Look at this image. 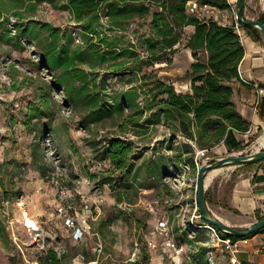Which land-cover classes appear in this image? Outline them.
Instances as JSON below:
<instances>
[{"label": "rangeland", "instance_id": "374dc122", "mask_svg": "<svg viewBox=\"0 0 264 264\" xmlns=\"http://www.w3.org/2000/svg\"><path fill=\"white\" fill-rule=\"evenodd\" d=\"M66 1L57 0L56 4L0 0V264H42L40 256L51 248L58 250L59 256L67 253L69 264L91 261L135 264L144 259L146 250V264H239L233 261L235 255L244 264L240 252L235 253L227 242L229 238L203 220L198 208L199 168L226 154L217 146L209 153L191 141L196 149L191 155L195 165L183 162L175 166L172 162L175 151L167 145L173 136L169 123L161 119L157 110L135 114L142 106L151 105L148 83L157 74L156 66L144 63L137 71L136 63H131L127 66L129 70L122 71L108 64H97L91 69L88 64L91 58L87 57L86 64L81 66L91 73L89 92L93 97L99 95L110 109L103 120L96 121L90 116L89 93L85 91L78 98V105L72 104L67 89L57 81L58 72L41 64V49L33 38L25 34L24 43L19 44L16 36L20 29L35 21L49 23L72 35V50L85 45V31L74 19L72 10L65 7ZM232 16L236 17L234 13ZM152 19L150 16L132 20L119 33L124 36V44L134 45V50L143 57L148 56L144 40L153 36ZM38 31L46 40L49 31L41 28ZM165 68L161 75L174 79L177 89L183 92L186 74L171 76V68ZM96 82L99 86H95ZM134 87L138 93L136 100L121 114L114 105ZM131 118L138 123L128 122L124 131L121 123ZM116 136L134 143L130 173L115 170L105 153L109 139ZM187 141L190 140L178 133L175 147L181 150ZM258 143V139H252L251 147L246 145L235 153L263 148ZM36 153L41 156L40 164L47 165L46 176L39 171L40 164L35 163ZM224 177L221 172L208 184L209 188ZM105 179L110 182L105 183ZM62 188L71 193L79 189L88 197L102 198L101 210L87 240L74 241L57 213ZM98 188L100 195L96 192ZM21 194L26 197L24 207L17 200ZM7 199L12 200L9 208ZM217 200L220 201L218 197ZM216 201L209 205L221 217L223 210ZM25 211L39 220L44 230L42 240L35 245L28 241L20 222ZM160 220L169 221L176 247L150 249L146 240H141L142 247L138 248L136 240L141 229L150 238L164 239L156 230ZM13 225L20 243H27L24 250L14 238Z\"/></svg>", "mask_w": 264, "mask_h": 264}, {"label": "trees", "instance_id": "16d2710c", "mask_svg": "<svg viewBox=\"0 0 264 264\" xmlns=\"http://www.w3.org/2000/svg\"><path fill=\"white\" fill-rule=\"evenodd\" d=\"M191 1L193 0H67L65 7L72 10L74 19L85 31L83 34L85 45L80 44L72 50V35L65 34L60 28L52 27L49 23L40 24L35 21L24 25L16 37L19 38L21 45L24 43L23 35L28 34L31 39L33 38L41 49V64L48 70L58 72L57 81L67 89L72 104L78 105V98L84 95L85 91L89 93L87 101L92 103L90 116L96 121L103 120L110 113V109L106 101H101L99 95L93 97L89 92L91 73L81 66L86 64L87 57L91 58V61L87 62L91 69L96 68L97 64H108L111 68L126 71L128 64L136 63L137 67L134 69L139 71L145 64L150 63L154 66L159 61L171 63L173 56L179 51L178 46L182 44L192 49L195 61L185 75L192 82L191 90L181 92L173 82H168L155 74L148 83L152 92L151 105L147 108L142 106V110L136 111L135 114H143L146 109L157 110L161 119L166 120L173 131L172 138L167 142L168 148L175 151L173 164L180 166L185 162L195 165L194 156L191 155L196 149L191 141L210 153L215 146L223 141L227 142L235 130H249L250 123L243 118L233 100L234 83L240 79L239 66L245 55L241 35L235 25H224L214 18L201 19L191 15L188 12ZM198 1L210 3L221 9L231 8L229 0ZM150 16L153 18L151 22L153 36L144 40L148 56L143 57L134 50V45H125L124 36L119 33L125 31L132 20ZM260 19L264 22V15ZM189 26L195 28L190 35L187 34ZM39 28L49 31L46 40L40 37ZM249 28L261 34L260 29L250 26ZM113 32L115 35H112ZM94 58L98 60L97 63L93 61ZM96 85L99 86V83L96 82ZM136 90L137 87H134L127 91L114 108L124 114L126 107L133 106L138 95ZM128 120L120 125L124 131L128 129V122L138 123L136 118ZM149 122L150 119L147 120V123ZM178 133L190 140L182 144L181 150H178L174 143ZM105 150L115 170L123 174L133 170L132 141L116 136L109 139ZM40 157V154H35V163L40 164ZM39 171L46 176L47 165L40 164ZM104 182L110 180L105 179ZM210 190L206 193L207 202H212ZM220 232L233 242L245 239ZM140 239L144 241L142 237ZM147 257L146 250L144 259L136 261L135 264H146ZM40 262L69 264V258L67 253L59 256L58 251L51 248L40 256Z\"/></svg>", "mask_w": 264, "mask_h": 264}, {"label": "crops", "instance_id": "0c3cea01", "mask_svg": "<svg viewBox=\"0 0 264 264\" xmlns=\"http://www.w3.org/2000/svg\"><path fill=\"white\" fill-rule=\"evenodd\" d=\"M33 1L36 2V0ZM229 1L236 6L238 4V0ZM255 2L256 0H246L245 15L249 19H260L264 15V0H261V3ZM225 16L224 24L235 25L232 12L225 10ZM241 28L245 55L239 66L240 79L234 83L233 100L243 118L250 123V128L247 131L235 130L227 142L223 141L217 145V149L220 147L223 150V155L235 153L246 145L251 147L252 139L260 140L264 136V97L259 94V87H264V37L262 32L259 35L249 26L241 25ZM194 31L193 26L187 28L188 35ZM178 47L179 51L173 56L171 63L159 61L153 66L154 68L156 66L159 77L174 84H176L174 79L161 75L162 69L169 66L171 68L169 70L172 72L171 76L186 74L195 61L192 49L185 47V45ZM185 81L182 90L189 92L192 82L190 80ZM263 165L264 161L254 166L243 165L223 168L224 179L219 184L208 188V190L211 189L212 202H215L217 197L220 199L219 202L216 201L219 203L220 209L223 210L220 215L229 221V224L238 228L249 227L264 217ZM222 199L224 200L222 201ZM239 256L243 262L249 264H264V230L249 237L248 242H241Z\"/></svg>", "mask_w": 264, "mask_h": 264}, {"label": "built area", "instance_id": "2783aa9c", "mask_svg": "<svg viewBox=\"0 0 264 264\" xmlns=\"http://www.w3.org/2000/svg\"><path fill=\"white\" fill-rule=\"evenodd\" d=\"M230 4V9H221L210 3H204L198 0H193L188 6V12L198 18H214L221 24H224V21L226 19L225 10H229L230 12L235 14V27L239 34L242 35L241 24L237 17V6L231 2ZM259 94L261 95V97H264V87H259ZM262 171L264 173V165L262 166ZM96 192L100 195V188L96 189ZM59 193L60 194L58 197L59 204L57 207V213L63 219L64 225L70 231L71 238L74 241L79 242L87 240L90 235H92L93 221L96 219V215L101 210L100 202L102 201V198H100L98 194L97 199H94L93 197H88L79 189H77L74 193H71L70 191H66L64 188H62ZM98 198H100V200ZM17 200L20 207L25 206L26 197L24 194H21ZM6 203L9 208L12 205V200L7 199ZM20 217V222L23 223L24 231L27 235L28 241H30L32 245H35L36 243L40 242L44 233L40 221L34 219L36 224L35 226L31 227L28 224V217H30L28 211L23 212ZM14 227L15 225L11 227V229H14V238L20 245V248L24 250V245H26L27 243L24 242V245L20 243V236L17 234V231ZM156 230H158L164 237L162 241H158L155 238H150L148 235L144 234L141 229L138 231L139 236L136 240L137 247L140 248V244H142V242H140V237H142L144 241L146 240V245L150 249H167L168 247H176L172 227L170 226L169 221L160 220L156 225ZM24 231H19L18 233L23 234ZM227 242L232 245L234 252L237 253L240 252L241 242H248V238L241 239L235 242L231 241V239H227ZM233 261L235 263L239 262V264H242L236 255L233 257ZM89 264H98V261H91L89 262Z\"/></svg>", "mask_w": 264, "mask_h": 264}, {"label": "water", "instance_id": "95a60500", "mask_svg": "<svg viewBox=\"0 0 264 264\" xmlns=\"http://www.w3.org/2000/svg\"><path fill=\"white\" fill-rule=\"evenodd\" d=\"M245 5L246 0H238L237 4V17L241 25L255 27L261 30L264 37V22L261 19H249L245 15ZM264 161V148H261L252 152H240L230 155L221 156L216 159V161L203 164L199 168V178H198V208L201 213V217L206 222L218 228L220 231H223L230 235H235L242 238H247L248 236L257 233L264 229V218L259 220L257 223L247 227V228H238L227 222L222 218L215 215L206 198V193L209 188L207 184V177L210 172L214 170L223 169L231 166H243L256 164Z\"/></svg>", "mask_w": 264, "mask_h": 264}, {"label": "bare ground", "instance_id": "6f19581e", "mask_svg": "<svg viewBox=\"0 0 264 264\" xmlns=\"http://www.w3.org/2000/svg\"><path fill=\"white\" fill-rule=\"evenodd\" d=\"M259 148L264 147V136L260 138L259 143L257 145ZM259 150V149H258ZM225 169V168H224ZM221 172H223L222 169L219 170H214L212 172L209 173L208 177H207V184L211 183V181H213V179H215L219 174H221ZM218 216V214H217ZM225 217V216H223ZM222 218V217H221ZM225 222L230 223L229 221H227L226 219L222 218ZM28 224L32 227L35 226V221L33 218L28 217Z\"/></svg>", "mask_w": 264, "mask_h": 264}]
</instances>
